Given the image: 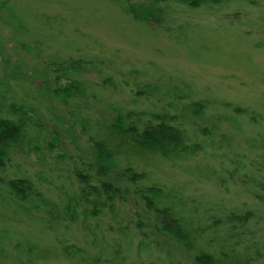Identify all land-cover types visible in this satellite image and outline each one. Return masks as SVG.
Segmentation results:
<instances>
[{"label": "rangeland", "instance_id": "374dc122", "mask_svg": "<svg viewBox=\"0 0 264 264\" xmlns=\"http://www.w3.org/2000/svg\"><path fill=\"white\" fill-rule=\"evenodd\" d=\"M6 1L0 114L24 128L0 170V264H194L197 251L164 235L163 217L145 206L140 191L152 185L164 197L157 209L192 218L201 250L223 233L213 217L256 212L248 249L235 250L241 264H264V0L197 9L169 1L160 28L132 21L114 0ZM67 59L82 66L56 71ZM71 81L78 94L57 99L52 91ZM194 103L206 105L201 116ZM157 114L200 151L174 162L128 159L147 174L136 184L120 177L123 158L100 176L93 143L107 127L118 116L143 125ZM13 179L28 180L35 194L11 195ZM104 183L119 192L104 193ZM84 188L105 206L95 217L80 200Z\"/></svg>", "mask_w": 264, "mask_h": 264}, {"label": "trees", "instance_id": "16d2710c", "mask_svg": "<svg viewBox=\"0 0 264 264\" xmlns=\"http://www.w3.org/2000/svg\"><path fill=\"white\" fill-rule=\"evenodd\" d=\"M130 17L137 23L154 24L161 27L163 10L162 4L169 1L184 4L188 7L197 9L207 5H219L223 0H114ZM7 1H0V10L4 9ZM56 71L64 73L76 72L82 63L80 60L67 59L59 63ZM79 84L71 81L69 84L58 87L52 91L53 95L66 102L78 94ZM227 108V106H225ZM191 110L202 115L206 109L204 104H192ZM233 111L248 115V112L239 108H233ZM129 113L128 116H131ZM173 118L167 115H155L153 120L139 125L137 122H126L124 118L118 116L108 127V137L97 140L93 143L95 152V164L97 173L103 178H108L111 174L112 163L114 159L123 158L127 161L125 167L121 170L120 177L129 184H136L147 179L144 171H138L131 164V158L159 157L168 161H177L183 156L196 155L200 151V146L191 143L184 130L173 124ZM24 123L21 120L14 121L1 116L0 114V170H3L9 161L10 151L20 142ZM78 178L80 176L77 175ZM10 194L19 200H27L35 194L31 183L26 179H13L7 182ZM104 193L113 195L119 192V189L110 183L102 184ZM91 193L86 188L81 190L80 198L82 204L92 206L93 210L86 213L88 216L95 217L96 212H101L105 206H100L96 201L88 199ZM141 198L145 206L163 217L161 222V231L176 241L182 248L187 250L195 249L197 254L194 258V264H241L239 256L236 254V247L247 250L245 234L251 226L250 221L256 219V212L252 210L237 211L231 210L223 215V219L213 217V226L220 223L222 227L218 231H223L219 240L204 241V250L200 249L199 243L202 240V234L192 228L191 220L179 216L171 206H162L156 208V204L164 199L161 189L154 185L140 191ZM162 204V203H160ZM72 212L73 209H72ZM71 215V214H70ZM73 219V216L71 217ZM257 220V219H256ZM217 231V232H218ZM216 234V233H215ZM264 251V242L261 244ZM229 252V255L227 253ZM260 256L261 253L257 251ZM264 255V253H263Z\"/></svg>", "mask_w": 264, "mask_h": 264}]
</instances>
